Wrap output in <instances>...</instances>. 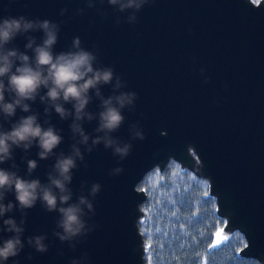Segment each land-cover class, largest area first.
Here are the masks:
<instances>
[{
	"label": "water",
	"instance_id": "obj_1",
	"mask_svg": "<svg viewBox=\"0 0 264 264\" xmlns=\"http://www.w3.org/2000/svg\"><path fill=\"white\" fill-rule=\"evenodd\" d=\"M62 8L67 9L63 17ZM79 8L85 9L83 15L77 14ZM128 14L107 0L103 5L97 0L94 8H87L86 0H0V16L65 21L54 51L67 50L78 36L82 47L97 55V66H111L122 77V91L138 95L135 110H123L125 121L112 134L132 144L129 155L121 160L101 144L85 152L86 168L78 162L73 170V200L81 182H87L85 195L92 183L102 186L95 198L89 197L95 215L88 225L98 227L73 251L52 235L58 214L45 212L37 203L28 210L25 238L47 233L49 250L35 252L25 239V249L16 259L19 264H69L87 253L86 264H144L137 223L145 193L136 185L147 171L160 172L170 159L179 170L206 181L214 212L222 219L209 246H218L237 231L243 244L236 255L264 264V0H154L137 13V23H127ZM32 35L39 39L42 34ZM26 42L18 36L9 47L24 50ZM201 68L206 69L207 83ZM101 91L107 97L111 86ZM98 104L94 99L89 110L99 111ZM43 107L39 101L33 104L41 122ZM20 115L26 114L18 111L16 118ZM51 122L63 129L64 141L56 151L68 153L71 121H60L53 112ZM132 124H138L144 139L131 138ZM96 126L95 120L84 124L89 133ZM37 151L33 147L29 158L37 159ZM22 155L16 150L24 175ZM53 164L54 159L39 161L32 178L46 182L45 173ZM9 166L10 162L3 165ZM120 167L121 172H113ZM8 215L20 218L18 211ZM30 253L34 259L29 261Z\"/></svg>",
	"mask_w": 264,
	"mask_h": 264
},
{
	"label": "clouds",
	"instance_id": "obj_2",
	"mask_svg": "<svg viewBox=\"0 0 264 264\" xmlns=\"http://www.w3.org/2000/svg\"><path fill=\"white\" fill-rule=\"evenodd\" d=\"M103 5L105 0H98ZM154 0H107V4L117 11L129 14L126 22H138L137 13ZM97 0H86L87 8H94ZM66 8L60 10L64 16ZM84 8L77 9L83 15ZM102 17L107 13L97 10ZM65 21L55 22L49 19H30L25 15L18 17L0 16V264H19L16 259L27 244L40 254L49 250L47 233L31 235L25 238V224L28 210L37 203L48 213H57L52 235L61 243H67L75 251L82 237L93 231L98 225H88V220L95 215L94 204L89 197L95 198L101 190L99 183H92L88 195L84 194L87 182H81L80 194L73 200L70 187L73 170L85 163V152L92 153L103 144L111 149L114 156L126 158L132 144L123 142L112 134L117 132L125 121L123 110H135L138 95L134 91H122L126 82L114 72L111 66H97V55L82 47L80 38L73 37L67 50L54 51L59 41L60 25ZM121 20L117 17L115 24ZM41 33L39 39L32 33ZM26 39L24 50L9 45L18 37ZM31 53V54H29ZM200 74L207 83L205 68ZM105 85L111 86V95L105 97L101 91ZM98 100L99 111L89 110L93 100ZM37 101L43 105L41 113L33 109ZM70 105L71 107H66ZM26 115L17 117V112ZM53 112L60 121H71L70 151L65 153L56 149L63 143V129L52 122ZM97 122L92 133L85 130L84 124ZM6 125H8L6 127ZM132 139H144L138 124L129 128ZM38 149L37 159L29 158L30 150ZM21 150V160L26 163V172L20 174L16 163V150ZM54 159V164L45 173L46 182L39 177L32 178L39 167V161ZM9 167H3L9 164ZM79 162V164H78ZM122 167L113 172H121ZM9 195L14 200H8ZM7 201V202H6ZM18 211L17 220L13 214ZM26 239V244H25ZM63 255L62 250H58ZM27 260H33L30 253ZM87 253L79 258H72L69 264H86Z\"/></svg>",
	"mask_w": 264,
	"mask_h": 264
},
{
	"label": "trees",
	"instance_id": "obj_3",
	"mask_svg": "<svg viewBox=\"0 0 264 264\" xmlns=\"http://www.w3.org/2000/svg\"><path fill=\"white\" fill-rule=\"evenodd\" d=\"M136 187L145 193L137 223L144 264H258L236 255L243 244L237 231L218 246H209L222 219L214 212L204 179L179 170L169 159L160 172L147 171Z\"/></svg>",
	"mask_w": 264,
	"mask_h": 264
},
{
	"label": "snow or ice",
	"instance_id": "obj_4",
	"mask_svg": "<svg viewBox=\"0 0 264 264\" xmlns=\"http://www.w3.org/2000/svg\"><path fill=\"white\" fill-rule=\"evenodd\" d=\"M219 235V234H218Z\"/></svg>",
	"mask_w": 264,
	"mask_h": 264
}]
</instances>
